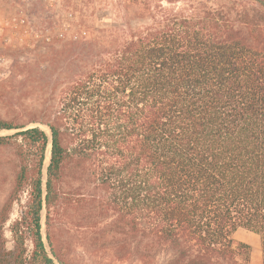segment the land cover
<instances>
[{"label": "trees", "instance_id": "obj_1", "mask_svg": "<svg viewBox=\"0 0 264 264\" xmlns=\"http://www.w3.org/2000/svg\"><path fill=\"white\" fill-rule=\"evenodd\" d=\"M118 4V22L70 42L56 108L37 120L50 134L0 118L20 129L0 135L18 159L0 264H70L51 232L64 214L121 260L250 264L244 228L264 264V0Z\"/></svg>", "mask_w": 264, "mask_h": 264}, {"label": "rangeland", "instance_id": "obj_2", "mask_svg": "<svg viewBox=\"0 0 264 264\" xmlns=\"http://www.w3.org/2000/svg\"><path fill=\"white\" fill-rule=\"evenodd\" d=\"M118 1L0 0V118L25 127L39 125L48 133V129L42 127L45 124L37 120L56 108L58 92L69 74L70 42L97 35L95 29L118 22L119 18L114 15ZM137 7L132 5L130 11ZM129 19L130 22L136 20L132 24L137 22L134 14H130ZM18 130L3 129L0 135H10ZM46 150L43 183L50 154L49 148ZM17 165L15 146L0 145V209L12 190ZM25 198L23 195L20 202L13 204L11 216L4 226L8 239L7 227L18 215ZM41 214L42 235L46 243L44 209ZM67 221L65 214L56 219L51 232L61 251L67 253L70 264H137L118 259L114 248L93 249L88 246L84 234L73 230ZM233 237L250 245V264H262L257 234L238 228ZM46 248L49 250L47 243ZM163 259V255L159 256L155 264H163Z\"/></svg>", "mask_w": 264, "mask_h": 264}, {"label": "water", "instance_id": "obj_3", "mask_svg": "<svg viewBox=\"0 0 264 264\" xmlns=\"http://www.w3.org/2000/svg\"><path fill=\"white\" fill-rule=\"evenodd\" d=\"M135 21H136L135 19L131 20V22H135ZM45 127L48 129V127L46 125H45ZM48 133L50 134L49 129H48ZM49 153H50V145H49Z\"/></svg>", "mask_w": 264, "mask_h": 264}, {"label": "crops", "instance_id": "obj_4", "mask_svg": "<svg viewBox=\"0 0 264 264\" xmlns=\"http://www.w3.org/2000/svg\"><path fill=\"white\" fill-rule=\"evenodd\" d=\"M263 264V263H262Z\"/></svg>", "mask_w": 264, "mask_h": 264}]
</instances>
